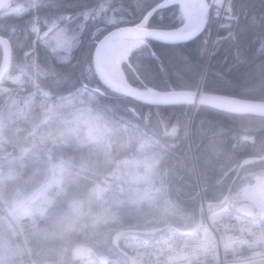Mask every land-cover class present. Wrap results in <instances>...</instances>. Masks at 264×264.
Returning <instances> with one entry per match:
<instances>
[{"label":"trees","instance_id":"trees-1","mask_svg":"<svg viewBox=\"0 0 264 264\" xmlns=\"http://www.w3.org/2000/svg\"><path fill=\"white\" fill-rule=\"evenodd\" d=\"M137 3L12 0L11 9L20 10L0 11V34L12 46L11 66L0 82V202L15 205L32 194L57 161L72 167L50 208L52 224L27 233L38 264H84L74 253L78 243L127 263L115 244L119 232L123 238L157 237L191 228L202 221V195L214 208L230 201L242 212L233 193L264 174L263 114L148 104L98 77L91 38L106 24L139 19ZM232 7L219 22L220 8L212 6L204 30L181 47L186 59L157 46L167 65L161 78L144 76L132 53L131 64L124 63L130 83L263 100L264 0H232ZM4 53L0 41V67ZM83 108L109 119L124 137L105 140L79 125L72 130L68 119ZM150 184L158 190L143 198ZM7 228L0 218V236L17 241ZM25 263L21 257L15 262Z\"/></svg>","mask_w":264,"mask_h":264},{"label":"built area","instance_id":"built-area-1","mask_svg":"<svg viewBox=\"0 0 264 264\" xmlns=\"http://www.w3.org/2000/svg\"><path fill=\"white\" fill-rule=\"evenodd\" d=\"M226 8L230 10V5ZM55 181L46 182L42 192L46 196L39 202L37 196L15 208L2 207L3 217L22 238L26 253L30 247L24 234L49 219L48 207L54 197L48 192ZM201 206L205 214L202 225L162 237H119L116 243L130 252V264H264V213L253 218L238 214L229 205L213 209L204 197ZM85 264L121 263L108 255L97 258L89 254Z\"/></svg>","mask_w":264,"mask_h":264},{"label":"snow or ice","instance_id":"snow-or-ice-1","mask_svg":"<svg viewBox=\"0 0 264 264\" xmlns=\"http://www.w3.org/2000/svg\"><path fill=\"white\" fill-rule=\"evenodd\" d=\"M166 12L169 17L167 24ZM135 14L139 19L121 20L118 24H106L96 29L90 41L93 60L98 59L101 50H108L122 38L121 29L135 30L139 36L136 46L128 54V62L131 63L132 53H137V63L144 76L153 80L161 78L167 74V65L157 46L167 50L171 58L186 59L181 47L199 35L201 23L194 17L187 0H159L157 4L138 0Z\"/></svg>","mask_w":264,"mask_h":264},{"label":"rangeland","instance_id":"rangeland-1","mask_svg":"<svg viewBox=\"0 0 264 264\" xmlns=\"http://www.w3.org/2000/svg\"><path fill=\"white\" fill-rule=\"evenodd\" d=\"M6 8L10 9L8 7ZM68 120L72 130L79 125V126H83L88 131H92L93 133L96 134L97 137H101V136L104 137V139L110 138L111 140H117V139L119 140L120 138L124 137L120 134L121 130L118 128V126H116L109 119L103 118L101 115H98L97 113L91 111V109L88 108L81 109L74 116H70ZM134 138H136V135H134ZM143 145H145V143H143ZM70 168L72 167L67 161L65 160L57 161L52 166L51 176H54L55 174L61 171L64 180ZM155 190L156 189H154L153 185L150 184L147 187L146 192H144L145 195L143 196V198L145 197L152 198L154 194L153 192ZM36 192L37 191H35L34 194ZM29 197L30 196L22 197L19 199V202L22 203L28 200ZM231 201H233V203H235L243 213L252 214L254 216L260 215L261 211L264 210V174L263 176L260 175L255 177L251 181L249 180L243 186V190L233 193ZM165 214H167V210L163 209L161 215H165ZM111 219L114 220L115 218H113L112 216ZM99 220L100 223L104 222L102 218H99ZM8 230L9 228H7V231ZM79 244H82V248L79 250L80 252H77L76 247ZM18 247H19L18 241H12L10 238H4L0 236V264H15L17 258L21 257L25 259V257L19 253ZM86 248H87L86 244L78 243L74 247L75 255L76 256L80 255V253L84 252Z\"/></svg>","mask_w":264,"mask_h":264},{"label":"water","instance_id":"water-1","mask_svg":"<svg viewBox=\"0 0 264 264\" xmlns=\"http://www.w3.org/2000/svg\"><path fill=\"white\" fill-rule=\"evenodd\" d=\"M215 0H200V5L203 12V19L201 22L202 30L206 27L212 5ZM2 8L1 0H0V10ZM121 32L130 34L131 36L138 37V31H124L123 29L120 30ZM0 41L5 46V58L3 65L0 68V82L3 81V78L6 76L12 60V48L10 41L7 37H4L0 34ZM101 53L95 61L93 60V65L96 74L101 79V81L112 90L121 93L127 94L141 102L153 104V105H165V104H174V103H188L194 105V109L200 105H207V106H216L220 108L231 109L229 106H237V107H244L247 110L244 111H252L258 114L264 115V99H253V98H244L239 96H232L226 94H219L214 92H204V91H159V90H151V87L148 89H141L136 88L133 86L126 87V86H119L111 82L108 77L105 75L104 70L101 64ZM167 94L169 96H164ZM233 110V109H231ZM238 111V110H234ZM264 158V156H262ZM164 228L161 227L159 229Z\"/></svg>","mask_w":264,"mask_h":264},{"label":"bare ground","instance_id":"bare-ground-1","mask_svg":"<svg viewBox=\"0 0 264 264\" xmlns=\"http://www.w3.org/2000/svg\"><path fill=\"white\" fill-rule=\"evenodd\" d=\"M11 0H1L2 7L9 5ZM191 6V11L194 17L201 23L203 19V12L200 5V0H187ZM137 44V37L131 36L130 34L122 32V38L108 50H103L101 54V64L105 75L108 79L119 86L130 87L125 71L123 69V63L128 61V54L133 47ZM151 90H156L151 88ZM164 96H169L164 94ZM233 110H238L239 112L247 110L244 107L229 106ZM82 248V244L76 247V251Z\"/></svg>","mask_w":264,"mask_h":264}]
</instances>
